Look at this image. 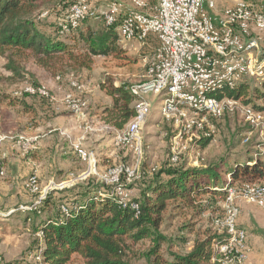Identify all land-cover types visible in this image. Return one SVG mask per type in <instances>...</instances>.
<instances>
[{
  "label": "built area",
  "instance_id": "1",
  "mask_svg": "<svg viewBox=\"0 0 264 264\" xmlns=\"http://www.w3.org/2000/svg\"><path fill=\"white\" fill-rule=\"evenodd\" d=\"M87 19L102 20L116 31L121 41L155 44L144 80L128 87L135 96V115L122 129H112L113 150L109 153L112 164L99 171L98 156L81 147L86 134L94 128L88 117V89L76 76L54 78L67 86L59 97L47 86L31 83L17 87L13 96L26 95L61 104L76 116L82 134L74 150L87 166L78 178L93 176L102 184L100 196H113L120 206H130L139 212V203L132 200L130 184L144 173V128L152 107L145 99L146 94L161 96V119L174 129L168 154L172 165L178 163L183 151L198 148L214 137L212 120L235 110L243 113L251 127H256L263 118L264 113L251 105L225 96L218 99L217 94L241 84L249 85L250 80L264 84V0H237L231 5L224 0H106L99 7L78 0L68 5L58 22L60 32H70ZM7 140L21 157H26L36 150L38 136L0 132V176L5 173L2 146ZM38 180L37 170L33 169L25 187L35 196L34 202L16 210H35L45 198L52 183H47L41 192ZM75 180L71 178L53 188H63ZM225 193L221 200L222 216L215 218L214 224L226 237L215 250L221 254V264H245L247 232L237 222L238 201L264 211V180L229 186ZM69 206L67 202L61 203V211L67 214Z\"/></svg>",
  "mask_w": 264,
  "mask_h": 264
},
{
  "label": "trees",
  "instance_id": "2",
  "mask_svg": "<svg viewBox=\"0 0 264 264\" xmlns=\"http://www.w3.org/2000/svg\"><path fill=\"white\" fill-rule=\"evenodd\" d=\"M57 1L0 0V58L5 59L3 67L10 73V80H24L29 75V83L40 84L27 70L28 62L43 69L52 79L57 75L75 76L81 70H91L97 57L136 63L137 60L127 55L126 49L119 44L116 31L102 20L87 19L70 32L62 33L63 39L41 30L37 12L43 5ZM58 30L60 32L59 27ZM99 87L111 99L110 104L96 109L100 121L114 129H122L135 115V96L126 85L115 84L111 78L101 81ZM224 96L264 113V89L241 84L217 94L218 99ZM25 97H12V104L29 112L31 108L24 101ZM208 142L209 139L202 145ZM164 171L170 178L163 180L156 173L140 194L133 195L132 200L139 203L138 213L130 206H120L113 196H100L98 190L102 184L97 182L84 187L82 197L87 195L84 202L75 200L67 214L57 206L53 215L37 219L44 264H68L74 256L84 264H134L133 250L141 241L149 242L141 253L143 264H221V254L215 248L224 241L226 234L219 230L216 234L207 233L196 238L185 254L169 252L165 256L162 245L166 238L159 230L163 213L169 201H178L179 207L196 208L200 213L210 205L209 201L201 204L205 196L220 201L229 186L264 180V154L256 158L250 156L242 162L223 157L206 167ZM48 198L49 195L40 210L49 209L50 203L53 205ZM36 212V209L26 211L25 217ZM187 232L192 233L193 229L188 227ZM181 240L186 242L185 238Z\"/></svg>",
  "mask_w": 264,
  "mask_h": 264
},
{
  "label": "rangeland",
  "instance_id": "3",
  "mask_svg": "<svg viewBox=\"0 0 264 264\" xmlns=\"http://www.w3.org/2000/svg\"><path fill=\"white\" fill-rule=\"evenodd\" d=\"M76 1L78 0H58L55 3L43 5L36 15V19L43 15V17L37 19L39 28L53 35H58L63 39L64 35L58 32V22H60L68 5ZM84 1L91 6L96 5L99 7L106 0ZM236 1L224 0V3L231 5ZM91 22L93 21H89V23ZM119 44L126 49L127 55L137 60L136 63L115 59L113 57H97L91 70H81L75 75L88 89L90 102L88 113L90 112L91 116L94 115V110L102 106L107 100L106 93L99 87L101 81L111 78L115 84L130 87L142 82L146 76L148 59L151 55L152 48L155 46L154 42L138 44L120 40ZM4 64L5 59L0 58V128L4 125L6 127L4 130L0 129V132L12 134L23 133L27 135L28 133L18 124L27 122L29 117L25 115L26 112L20 105L12 104V97H14L13 91L17 87L31 82L30 77L27 75L24 80H10V73L4 69ZM26 68L36 79L43 78L44 80L52 78L47 72L33 65L31 62L26 64ZM249 83L250 88L264 89V86L256 81L250 80ZM41 84L46 86L44 83ZM145 99L152 103L151 111L147 116L144 128L146 161L143 165L144 173L130 184L133 195L140 194L141 190L151 183L156 173H159L160 178L163 180L170 178L166 171H164L167 169L206 167L211 163L219 162L223 157H227L231 161L235 159L242 162L250 156L256 158L258 155L264 154V116L256 127H251L245 121L243 113L235 110L233 113L224 114L220 119L212 120L215 128L214 137L209 139L206 145L201 144L193 150L188 149L183 151L178 163L172 165L168 161V154L174 129L171 123L161 119L159 113L161 96L149 93L145 95ZM41 103L42 105H47V109H53L47 102L43 101ZM257 103L261 104V101H257ZM52 112L54 114L53 116H55V112L58 111L53 110ZM11 124H14V130H12ZM112 135L113 131H110L106 136L111 138ZM5 142H9L13 151L18 153L11 141L7 140ZM72 154L67 155L65 158L69 156L73 159L72 162L74 163H72V167L74 168L67 170L63 174L62 181V178L60 180H53L51 182L52 185L48 187L49 189L45 193L44 197L49 195L48 202H53V205L50 203L51 206L49 205V209L40 210L45 204L43 202L44 198L36 205L37 212L30 215V217H25L26 211L16 210V208H19V202L22 200H25L24 204H22L24 206H31L34 202L35 196L25 187L27 179L22 178L19 180L20 187L15 190V185L9 181V176L4 166L5 173L0 176V181L4 182L7 187L10 184L11 186L14 185V187H9L8 190H11L13 194L19 191L15 195L19 202L17 203L14 195H7L5 190L0 189V192H3L0 195V264H44L41 254L43 244L40 238V232L36 230L37 224H39L37 219H43L47 215H53L57 206H60L63 202H67L70 205L77 199L84 202L85 196H87L83 194L82 197V193L85 190L84 187L92 183H97L93 176L85 177V179L78 178L85 171V166L81 164L76 150ZM27 156L21 158L26 159ZM62 158L60 157L59 159L61 160ZM124 160H127V158H124ZM71 178H76V180L73 183H66L63 188H53L58 183ZM38 182L42 192L47 185V181L45 180L43 182L39 179ZM208 201L210 204L209 208L200 213L196 211L198 210L196 208L179 207L178 205L181 203L178 201L168 202V207L163 213V221L159 227L160 232L166 238V241L162 245V252L165 256H168L167 254L169 252L185 254L191 250L196 238L203 237L207 233L216 234L218 232V227L214 224V219L221 218L222 216V202L221 200L214 201V199L205 196L201 204H205ZM9 205L11 206L10 209H4L5 206ZM188 227L193 229L192 233L187 232ZM181 238H185L186 242H183ZM148 246V241H141L134 247L133 254L135 255L132 259L134 264L144 263L141 253ZM68 264L84 263L78 256H74Z\"/></svg>",
  "mask_w": 264,
  "mask_h": 264
},
{
  "label": "crops",
  "instance_id": "4",
  "mask_svg": "<svg viewBox=\"0 0 264 264\" xmlns=\"http://www.w3.org/2000/svg\"><path fill=\"white\" fill-rule=\"evenodd\" d=\"M38 83H44L54 93L61 96L62 89L65 91L67 86L65 84L60 85L52 78L39 79ZM107 100L104 104H110L111 99L107 96ZM31 110L26 112L29 120L20 125L29 136H38L37 148L26 159H22L21 156L13 151L9 142H4V166L6 173H8L9 181L15 185V190L20 187L19 180L24 178L25 180L32 173L33 169L37 170L38 179L41 181L52 182L62 178L63 174L74 167H72V158L67 155H73L74 145L77 142L79 136L82 134V130L78 128L79 121L69 110L61 104H52L47 100L37 97H25L24 100ZM40 101V103H39ZM47 102L53 109H47V105H42L41 102ZM103 104V105H104ZM53 110L55 116H53ZM89 122L93 125L94 130L86 134L82 141L81 147L85 149L93 150L98 156V170L103 171L107 166L112 164V159L109 157V153L112 152V137H107V133L112 131L113 127L104 124L99 119V114L94 110V115H90ZM33 119V120H32ZM31 120V121H30ZM13 123V121H12ZM2 124V123H1ZM15 124V122H14ZM14 124L11 126L14 130ZM4 125V123H3ZM6 127L1 126V130ZM93 145V146H91ZM54 153V154H53ZM60 157H63L61 160ZM81 164H86L78 156ZM60 162V163H58ZM56 175V178H55ZM60 182V181H59ZM9 185V187H14ZM9 187L4 182L0 181V189L5 190L7 195H16L8 190ZM3 192H0V195ZM12 193V194H8ZM16 197V196H15ZM17 200V197L15 198ZM19 200H17V203ZM25 200L19 202L20 205L24 204ZM16 203V204H17ZM15 205V204H14ZM239 215L238 225L244 228L247 232V244H246V261L245 264H264V211L257 206L238 201ZM5 208H11V206H5Z\"/></svg>",
  "mask_w": 264,
  "mask_h": 264
}]
</instances>
